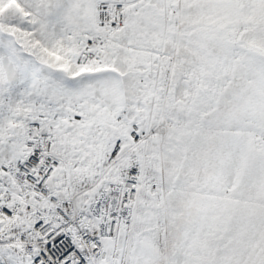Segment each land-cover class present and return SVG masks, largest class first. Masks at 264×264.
I'll return each instance as SVG.
<instances>
[{
  "label": "snow or ice",
  "instance_id": "snow-or-ice-1",
  "mask_svg": "<svg viewBox=\"0 0 264 264\" xmlns=\"http://www.w3.org/2000/svg\"><path fill=\"white\" fill-rule=\"evenodd\" d=\"M0 264H264V0H0Z\"/></svg>",
  "mask_w": 264,
  "mask_h": 264
}]
</instances>
